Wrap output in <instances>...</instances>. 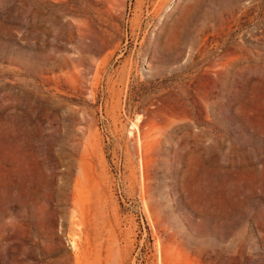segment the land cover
I'll return each instance as SVG.
<instances>
[{
    "label": "rangeland",
    "instance_id": "rangeland-1",
    "mask_svg": "<svg viewBox=\"0 0 264 264\" xmlns=\"http://www.w3.org/2000/svg\"><path fill=\"white\" fill-rule=\"evenodd\" d=\"M0 264H264V0H0Z\"/></svg>",
    "mask_w": 264,
    "mask_h": 264
},
{
    "label": "bare ground",
    "instance_id": "bare-ground-1",
    "mask_svg": "<svg viewBox=\"0 0 264 264\" xmlns=\"http://www.w3.org/2000/svg\"><path fill=\"white\" fill-rule=\"evenodd\" d=\"M162 4V3H161ZM190 15V14H189ZM80 25V24H79ZM80 29V28H79ZM204 31V30H203Z\"/></svg>",
    "mask_w": 264,
    "mask_h": 264
}]
</instances>
